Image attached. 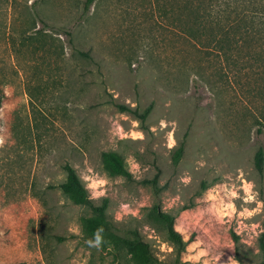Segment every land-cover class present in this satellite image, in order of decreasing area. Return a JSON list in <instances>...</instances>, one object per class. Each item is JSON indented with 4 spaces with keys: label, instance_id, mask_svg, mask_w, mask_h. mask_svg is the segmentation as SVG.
I'll return each mask as SVG.
<instances>
[{
    "label": "rangeland",
    "instance_id": "1",
    "mask_svg": "<svg viewBox=\"0 0 264 264\" xmlns=\"http://www.w3.org/2000/svg\"><path fill=\"white\" fill-rule=\"evenodd\" d=\"M85 1L0 0V264H133L82 228L91 212L60 190L65 163L154 264H262L264 0ZM253 11L254 39L214 42ZM123 105L151 108L141 120ZM109 150L130 177L105 171Z\"/></svg>",
    "mask_w": 264,
    "mask_h": 264
},
{
    "label": "trees",
    "instance_id": "2",
    "mask_svg": "<svg viewBox=\"0 0 264 264\" xmlns=\"http://www.w3.org/2000/svg\"><path fill=\"white\" fill-rule=\"evenodd\" d=\"M35 2V1H33ZM93 2V0H86L84 4V10L88 8V6ZM245 11V10H244ZM223 12V11H222ZM225 12V11H224ZM239 13V12H237ZM255 11L253 13H250L246 15V20H242V24L237 22H228V26L225 28H232L233 32H237L238 36H231V35H221L219 37H212L214 39V42L217 45H220V40L222 37H224V40L227 42L228 49L231 48V46H235L236 44H239L238 38L241 39L240 43L247 42L249 39H254L255 36L252 35V31L255 28ZM196 15V14H195ZM194 15V16H195ZM226 18V17H225ZM240 18H234L233 20L237 21ZM226 20V19H225ZM197 21L194 17V21ZM224 28V25L221 27ZM225 30V29H224ZM233 44V45H232ZM223 46L224 45H220ZM226 51V50H225ZM245 59L249 62H254L258 60L256 56L252 54H245ZM226 58L231 61V63L236 64L240 61V59H232L229 57V55H226ZM264 62V59H263ZM264 64V63H263ZM124 110L131 111L137 116L143 120L146 115L148 114L151 105H148L142 112H138L137 109H131L130 107L123 105L120 106ZM261 119L263 121H260V124L264 125V113H261ZM260 131V128H258ZM182 145H180L177 150L175 151V154L173 156V160L176 163L181 155L182 152ZM101 162L102 166L105 169V171L109 175H122L124 177H130L129 171L126 169L124 164L123 157L117 153L116 151L109 150V151H103L101 153ZM254 163L257 171L259 173H262L263 171V164H264V153L263 149L260 147L256 151L254 155ZM63 169L65 171V178L64 180L58 185L60 190L63 192L64 195L74 204L82 205L87 207L91 214L89 216L82 217L81 224L82 228L85 230V232L92 238L96 239L97 235L102 236L104 234H108L116 243H122L125 248H127L129 254H131L132 262L133 264H154L153 261H151V257L147 255V249H146V256L143 255V252L140 250L141 240L139 237V233L136 230L132 231V235L130 237H121L119 235H116L112 232L110 229V226L108 223H106V208H107V202L106 199H103L100 203H95L93 199L90 198V196L87 193V190L85 186L83 185L82 181L80 180L79 176L77 175L75 169L68 163H65L63 165ZM153 184L156 183V176L153 177V179L150 180ZM152 213L160 220L162 223L164 229L166 230V233L168 237L172 240V242L175 245L176 251L179 253L182 251L185 247L186 242L183 240L181 233L175 229L173 224V216L169 213L162 211L156 204L152 207ZM258 246L261 251L262 256V264L264 263V238L262 235L259 237Z\"/></svg>",
    "mask_w": 264,
    "mask_h": 264
},
{
    "label": "clouds",
    "instance_id": "3",
    "mask_svg": "<svg viewBox=\"0 0 264 264\" xmlns=\"http://www.w3.org/2000/svg\"><path fill=\"white\" fill-rule=\"evenodd\" d=\"M96 242H97V244H99V242H100V236L99 235H97V237H96Z\"/></svg>",
    "mask_w": 264,
    "mask_h": 264
}]
</instances>
